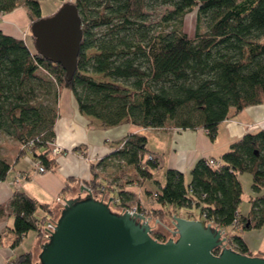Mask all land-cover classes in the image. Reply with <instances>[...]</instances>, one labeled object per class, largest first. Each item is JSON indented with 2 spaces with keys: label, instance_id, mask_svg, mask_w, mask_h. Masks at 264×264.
Listing matches in <instances>:
<instances>
[{
  "label": "trees",
  "instance_id": "trees-1",
  "mask_svg": "<svg viewBox=\"0 0 264 264\" xmlns=\"http://www.w3.org/2000/svg\"><path fill=\"white\" fill-rule=\"evenodd\" d=\"M70 3L78 9L82 30L76 71L70 81L65 79L60 65L35 50L32 35V45L28 46L0 30V131L21 143L17 157L30 155L32 161L47 169L55 167L46 156L54 142L57 100L62 88L71 91L81 113L103 126L129 119L142 128L201 127L211 141L225 119L245 107L264 103V0ZM21 5L31 22L41 17L40 0H0V14ZM158 6L169 9L160 17L161 29L154 32L147 25L146 10ZM193 8H197L196 26L190 38L181 26L184 15ZM205 18L207 30L200 32L199 24ZM41 72L47 75L45 88L51 105L33 100V83L42 80ZM91 73L109 80L96 81ZM188 104L192 105L190 111L184 109ZM183 112L185 117H181ZM145 146V136L131 133L110 157L134 167L141 179H152L158 162L150 155L144 156ZM210 159L218 165H210ZM11 167L0 157V181ZM91 169L92 176L84 183L92 194L102 190L106 201V187L97 179L93 164ZM243 172L252 176L253 194L248 198L247 214L238 210L243 194L238 175ZM72 180H67V186ZM157 185L150 195L159 208L151 209L148 217L171 228L163 220L171 218L176 209L197 207L199 218L223 230L231 228L226 235L233 249L252 255L239 232L252 227L264 229V130L244 134L219 159L196 160L188 182L180 171L166 169L164 183ZM119 202L120 197L117 208L123 205ZM52 214L49 204L14 191L0 204V218L11 219L0 241L11 233L10 246L14 248L29 231H35L41 240ZM151 236L159 241L167 239L153 229ZM32 259V253L27 251L13 255L4 264H32Z\"/></svg>",
  "mask_w": 264,
  "mask_h": 264
},
{
  "label": "crops",
  "instance_id": "crops-1",
  "mask_svg": "<svg viewBox=\"0 0 264 264\" xmlns=\"http://www.w3.org/2000/svg\"><path fill=\"white\" fill-rule=\"evenodd\" d=\"M30 23L29 14L21 5L1 17L0 30L6 35L22 39L31 46ZM57 113L54 122V144L59 146L63 153L53 155L49 152L46 156L49 161L55 163V167L40 173L31 164L32 158L27 165L15 167L14 164L19 158L16 156L14 162H11L13 167L5 179L0 181V204L5 203L14 191H22L40 203L49 204L53 209V217L64 199L80 191V185H85L84 181L90 180L93 164L97 179L106 187V195L113 197V208H117V199L120 197V202L123 203L120 208L138 207L147 216L151 209L159 208L151 198V190L145 187L147 179H141L134 167L110 157L122 146L127 135L134 133L146 137L144 156L150 155L158 162L152 179L156 177V184H163V171L166 169L180 171L188 182L189 171L196 160L219 159L229 146L244 134L264 130V103L245 107L232 118L225 119L219 124L217 136L213 141L201 127L142 128L133 125L129 119H124L114 126H103L99 120L81 113L73 94L65 88L59 90ZM68 179L73 180L67 186ZM9 225L11 219L1 217L0 234ZM242 239L252 255H264V250L258 249L254 252L248 242L243 237ZM12 240L11 233L1 239L0 264L17 254L16 249L20 245L11 248ZM34 240L32 248L25 251H30L32 255L36 242L38 241L39 249L42 245L37 236Z\"/></svg>",
  "mask_w": 264,
  "mask_h": 264
},
{
  "label": "water",
  "instance_id": "water-1",
  "mask_svg": "<svg viewBox=\"0 0 264 264\" xmlns=\"http://www.w3.org/2000/svg\"><path fill=\"white\" fill-rule=\"evenodd\" d=\"M30 31L35 50L60 65L70 81L82 39L77 7L63 3L52 15L31 22ZM102 194L82 184L63 198L41 249L38 241L33 247L32 264H264V255L229 246L224 230L206 219L173 214L168 229L141 212L113 208V197L105 201ZM152 229L167 239L153 238Z\"/></svg>",
  "mask_w": 264,
  "mask_h": 264
},
{
  "label": "rangeland",
  "instance_id": "rangeland-1",
  "mask_svg": "<svg viewBox=\"0 0 264 264\" xmlns=\"http://www.w3.org/2000/svg\"><path fill=\"white\" fill-rule=\"evenodd\" d=\"M73 2L74 0H66L65 2ZM64 2L62 0H40V15L41 17H47L52 15L54 12H56L57 8H59ZM58 6L56 7V5ZM169 7L167 6H158L157 8H152L146 10L147 13V25L149 27H152L154 32L161 29L160 24V17L163 13H165L166 10H168ZM196 13L197 8H193L192 10L188 11L183 19H182V30L190 37L193 38L195 35V26H196ZM199 30L200 32H205L207 30L208 26V20L202 19L200 22ZM171 27H168L166 29H170ZM262 41H264V38H262ZM32 45V42H31ZM90 54L94 53V50H91L89 52ZM42 80H38L37 83H33L34 91H33V100L36 103H39L41 105H51L52 100L50 99V95H47L46 93V81H47V75L45 72H41ZM90 76H92L93 79L96 81H108L109 79L104 77L101 74H94L91 73ZM192 108V105H187L184 107L185 110H189ZM185 113L181 115V117H185ZM150 141L152 142V138H150ZM21 148V143L11 138L9 135L5 134L4 132L0 131V157L5 159L7 162L11 163L14 162L16 159V156L18 154V151ZM30 155H22L20 156L16 162L15 167H21L22 165H27V162H31ZM26 163V164H25ZM32 164V162H31ZM159 172H156L158 174ZM164 174V171H163ZM239 181L242 186L243 194H242V201L239 205V212L242 214H247L249 210V203L248 198L250 195L253 194L251 184H252V176L249 172H243L238 175ZM145 187L149 188L151 192H154L158 189V185L156 184V177L154 180H146ZM154 204L158 205L157 202L153 200ZM136 208V207H135ZM175 214L178 216H184V217H191V218H199L200 217V209L197 207H189V208H181L176 209ZM153 219V218H152ZM171 218H165L163 222L167 224L168 226H171L169 223L171 222ZM154 220V219H153ZM153 231H157L165 236H167L162 233L161 231H158L156 229H153ZM231 228L228 227L227 229H224L225 236L227 237L226 233L229 234L231 232ZM239 235L243 237L250 246L251 250L254 252L260 250H264V229L263 228H257L252 227L249 229H245L239 232ZM35 232L29 231L28 234L23 238V241L20 242V246L17 247L16 252L17 254L24 253L26 250H30L33 246V242H35ZM228 243V239H227ZM229 245V244H228ZM230 246V245H229Z\"/></svg>",
  "mask_w": 264,
  "mask_h": 264
},
{
  "label": "built area",
  "instance_id": "built-area-1",
  "mask_svg": "<svg viewBox=\"0 0 264 264\" xmlns=\"http://www.w3.org/2000/svg\"><path fill=\"white\" fill-rule=\"evenodd\" d=\"M65 1L66 0H62V2H65ZM1 17H2V15L0 14V19H1ZM51 153L53 155H60V154L63 153V151H62V149L59 146L55 145L54 142H53L52 145H51ZM32 164L37 169V171L40 172V173L45 172L47 170V168H45L43 165H41L40 162L32 161ZM209 164L210 165H213V164L218 165V163H215V161L212 160V159L209 160ZM58 201H59V199H58ZM131 210L137 211V209L135 207L133 209H131ZM49 225H50V221H48L47 224L45 225V229L43 231L42 239H44V237L48 236L46 233H49V231L51 230L49 228ZM46 229L49 230V231H47Z\"/></svg>",
  "mask_w": 264,
  "mask_h": 264
},
{
  "label": "flooded vegetation",
  "instance_id": "flooded-vegetation-1",
  "mask_svg": "<svg viewBox=\"0 0 264 264\" xmlns=\"http://www.w3.org/2000/svg\"><path fill=\"white\" fill-rule=\"evenodd\" d=\"M168 229H170V227Z\"/></svg>",
  "mask_w": 264,
  "mask_h": 264
}]
</instances>
